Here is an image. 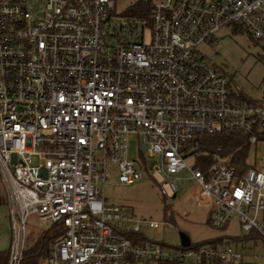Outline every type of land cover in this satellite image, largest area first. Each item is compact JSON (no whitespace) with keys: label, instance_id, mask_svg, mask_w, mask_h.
<instances>
[{"label":"built area","instance_id":"1","mask_svg":"<svg viewBox=\"0 0 264 264\" xmlns=\"http://www.w3.org/2000/svg\"><path fill=\"white\" fill-rule=\"evenodd\" d=\"M115 4L0 0L7 264L23 263L32 213L62 226L43 264L242 263L224 242L164 252L139 236L128 209L107 204L105 192L113 177L131 185L149 170L164 199L192 181L211 227L235 217L241 231L264 244V169L246 161L239 170L219 148L205 151L202 140L227 133L249 146L264 141V103L243 100L196 51L226 26L264 47V0H159L145 19L124 16L141 26L133 40L123 35L125 22L113 24ZM130 136L137 139L134 161Z\"/></svg>","mask_w":264,"mask_h":264},{"label":"rangeland","instance_id":"2","mask_svg":"<svg viewBox=\"0 0 264 264\" xmlns=\"http://www.w3.org/2000/svg\"><path fill=\"white\" fill-rule=\"evenodd\" d=\"M147 2L151 6L159 0H116L114 25L120 27L125 22L123 35L133 40L139 34L141 26L124 18V13L137 2ZM39 3V2H38ZM35 8H40V3ZM132 30L131 33H129ZM144 33L149 37L145 28ZM130 35V36H129ZM212 41L201 43L196 51L208 64L213 66L230 83L234 93L249 102L264 103V47L260 46L250 36L237 26H226L211 36ZM262 142V141H261ZM256 145L250 146L247 161L253 160ZM137 139L129 137L128 157L137 160ZM36 160H34V163ZM143 179L131 185H120L117 177L108 183L105 192L107 204L125 207L139 222V236L143 237L166 253H175L181 246L199 244L218 240L230 243L232 248L243 256L239 264H264V244L241 231L237 219L233 217L222 229H215L209 223V210L200 206L194 196L192 181L180 188L173 199H164L155 184L161 181L151 170L142 173ZM0 197H5L0 180ZM159 223V228L149 227V222ZM24 249L31 247L38 236L51 233L54 226L40 221L32 213L25 222ZM59 230L62 226L57 227ZM12 227L7 203L0 206V252L8 250L11 242ZM24 257V256H23ZM26 261L23 260L22 264Z\"/></svg>","mask_w":264,"mask_h":264},{"label":"trees","instance_id":"3","mask_svg":"<svg viewBox=\"0 0 264 264\" xmlns=\"http://www.w3.org/2000/svg\"><path fill=\"white\" fill-rule=\"evenodd\" d=\"M151 5L147 2L139 1L132 8L128 9L124 16L145 19L149 16ZM203 148L208 153H213L218 148L219 154L226 157L229 162L239 170L246 168V161L249 154L250 146L246 138L233 134H220L215 136L204 137ZM6 198L0 197V206L5 204ZM54 226V231L50 234L43 233L38 236L37 240L31 247L23 251V260L25 264H43L49 257L50 246L53 241L61 234L62 229ZM214 242H220L219 239ZM8 250L0 252V264H7Z\"/></svg>","mask_w":264,"mask_h":264},{"label":"crops","instance_id":"4","mask_svg":"<svg viewBox=\"0 0 264 264\" xmlns=\"http://www.w3.org/2000/svg\"><path fill=\"white\" fill-rule=\"evenodd\" d=\"M249 164H251V165L254 164V165H257V166L261 167L262 169H264V141H262L258 144V147L255 149L253 160ZM196 192H197V187L194 185L193 191H192L193 195ZM253 238H255V236Z\"/></svg>","mask_w":264,"mask_h":264},{"label":"water","instance_id":"5","mask_svg":"<svg viewBox=\"0 0 264 264\" xmlns=\"http://www.w3.org/2000/svg\"><path fill=\"white\" fill-rule=\"evenodd\" d=\"M186 245V241L184 242V245L183 246H185Z\"/></svg>","mask_w":264,"mask_h":264}]
</instances>
